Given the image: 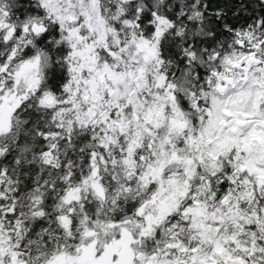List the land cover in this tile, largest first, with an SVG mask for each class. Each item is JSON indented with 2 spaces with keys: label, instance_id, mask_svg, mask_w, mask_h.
Returning a JSON list of instances; mask_svg holds the SVG:
<instances>
[{
  "label": "snow or ice",
  "instance_id": "6c2138e0",
  "mask_svg": "<svg viewBox=\"0 0 264 264\" xmlns=\"http://www.w3.org/2000/svg\"><path fill=\"white\" fill-rule=\"evenodd\" d=\"M0 264H264V0H0Z\"/></svg>",
  "mask_w": 264,
  "mask_h": 264
}]
</instances>
